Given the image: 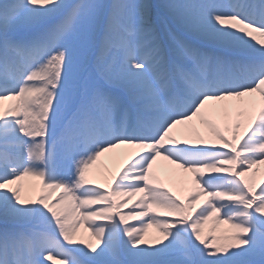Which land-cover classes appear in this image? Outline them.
Listing matches in <instances>:
<instances>
[{
  "label": "snow or ice",
  "instance_id": "1",
  "mask_svg": "<svg viewBox=\"0 0 264 264\" xmlns=\"http://www.w3.org/2000/svg\"><path fill=\"white\" fill-rule=\"evenodd\" d=\"M0 223V264H264V0H0Z\"/></svg>",
  "mask_w": 264,
  "mask_h": 264
},
{
  "label": "rangeland",
  "instance_id": "2",
  "mask_svg": "<svg viewBox=\"0 0 264 264\" xmlns=\"http://www.w3.org/2000/svg\"><path fill=\"white\" fill-rule=\"evenodd\" d=\"M148 3L150 4H159L162 2V0H147ZM101 161V160H100ZM162 163L159 162L156 166H154V170H156L158 172V174L160 175V178H161V182L164 184V187L171 190V191H174L176 192L177 194H180L181 196H183L185 194V191H186V186L182 185L181 182H180V176L178 174V172L175 170L176 172V175L175 176H166L163 172V168L161 167ZM161 167V168H160ZM107 171H110V172H114L115 170H108ZM101 173L103 174H107L104 170H101ZM96 183H104V180H103V176L100 174V173H92L91 174V177ZM258 191V189H257ZM134 202H135V197H133L132 199H130L128 201V208L132 207L134 205ZM128 208H123L122 211L126 212L128 211ZM221 220H223V217L221 216ZM130 223H135L134 221H129ZM4 227L3 223H0V228ZM86 227V226H85ZM207 227V226H206ZM221 228H227L228 225L227 224H221L220 225ZM80 231L81 233L85 234L86 233L84 232V228L81 227L80 228ZM149 234L151 235H155L156 232H155V229L154 228H149ZM249 259H254L257 261V264H258V261H259V257H246V256H241L240 257V260L241 261H244V260H249Z\"/></svg>",
  "mask_w": 264,
  "mask_h": 264
},
{
  "label": "bare ground",
  "instance_id": "3",
  "mask_svg": "<svg viewBox=\"0 0 264 264\" xmlns=\"http://www.w3.org/2000/svg\"><path fill=\"white\" fill-rule=\"evenodd\" d=\"M135 151H136L135 149L125 150V147L122 146L119 149L113 150V152H111V153H105L100 158L101 163L104 166L101 170H104V169H108L111 171L116 170L124 162V160L127 158V156L130 155L132 152H135ZM159 162L162 163L161 167L163 168V170L164 169H175L174 165H170L168 163V161H164V160L159 159V158H158V160L154 166H156ZM175 170L178 172L179 176H181V175L190 176V174L183 173L182 169H175ZM26 180H27V178H26ZM182 185L184 186V184H182Z\"/></svg>",
  "mask_w": 264,
  "mask_h": 264
}]
</instances>
